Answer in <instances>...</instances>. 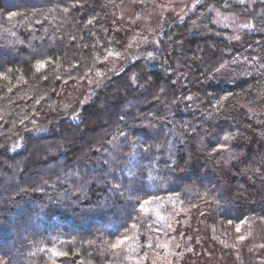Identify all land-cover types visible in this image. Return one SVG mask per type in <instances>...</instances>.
Instances as JSON below:
<instances>
[{"label":"trees","instance_id":"trees-1","mask_svg":"<svg viewBox=\"0 0 264 264\" xmlns=\"http://www.w3.org/2000/svg\"><path fill=\"white\" fill-rule=\"evenodd\" d=\"M125 1L0 0V264H264V0L112 72Z\"/></svg>","mask_w":264,"mask_h":264},{"label":"rangeland","instance_id":"rangeland-1","mask_svg":"<svg viewBox=\"0 0 264 264\" xmlns=\"http://www.w3.org/2000/svg\"><path fill=\"white\" fill-rule=\"evenodd\" d=\"M140 5H136L131 0H126L119 4V9L116 12L119 18H122L126 26L127 46L122 55H114L109 63L108 70L115 72L125 66L129 61L139 58L145 51L152 55L153 48L160 45V36L165 25L172 20H183L188 15L195 12L197 6L205 3V0H144ZM249 6H252L256 0H239ZM139 6L140 16L135 19L136 9ZM215 20L224 28H227L232 34L225 33L233 37H237L242 30L253 28V21L243 19L240 15L232 12H223L215 8ZM138 20V21H137ZM134 22L139 25L135 27ZM251 23V24H250ZM197 27V24H195ZM239 33V34H238ZM96 81L91 80L86 86L79 89L80 100H84L82 90L94 88ZM70 93V92H69ZM73 97V92L67 96V99ZM69 102V100H68ZM68 108V107H67ZM195 249V253H196Z\"/></svg>","mask_w":264,"mask_h":264}]
</instances>
